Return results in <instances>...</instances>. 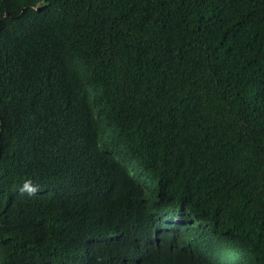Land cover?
<instances>
[{
	"label": "trees",
	"instance_id": "obj_1",
	"mask_svg": "<svg viewBox=\"0 0 264 264\" xmlns=\"http://www.w3.org/2000/svg\"><path fill=\"white\" fill-rule=\"evenodd\" d=\"M193 261L264 264V0H0V264Z\"/></svg>",
	"mask_w": 264,
	"mask_h": 264
},
{
	"label": "clouds",
	"instance_id": "obj_2",
	"mask_svg": "<svg viewBox=\"0 0 264 264\" xmlns=\"http://www.w3.org/2000/svg\"><path fill=\"white\" fill-rule=\"evenodd\" d=\"M40 8V7H39ZM38 8V9H39ZM87 163H85V165L77 170L74 171V179H77L80 181V179L83 177L84 175V172H85V169L87 168L86 166ZM146 170V173L147 174V177L145 178H148L151 176V172H148ZM143 178V179H145ZM78 186L81 187V190H79L77 193L73 194V197H72V201L75 203V204H78V203H81L83 204L85 200L91 198L92 196L95 195L97 189H88L86 185H82V184H76ZM105 190L108 192L107 195H112V189L109 188ZM21 192H27L29 195H33L35 194L36 192L38 193L37 197H42L45 192H43V190L41 189L40 186H38V188L36 186H33L31 184V182H25L23 187L21 188ZM97 234L95 235V237L91 240L93 246H105L109 243H111L113 240H114V233H111L109 229L107 228H104L102 226L97 225ZM99 237V238H97ZM97 238V239H96ZM150 242H139L138 246L140 245H150L151 242H153L152 240H149ZM137 245L135 246V248L138 247ZM194 264H198V263H195V261H193Z\"/></svg>",
	"mask_w": 264,
	"mask_h": 264
}]
</instances>
